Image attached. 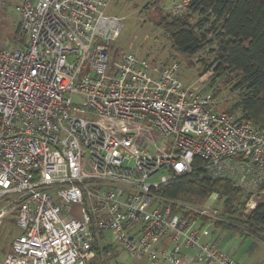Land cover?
I'll list each match as a JSON object with an SVG mask.
<instances>
[{
	"label": "built area",
	"instance_id": "built-area-1",
	"mask_svg": "<svg viewBox=\"0 0 264 264\" xmlns=\"http://www.w3.org/2000/svg\"><path fill=\"white\" fill-rule=\"evenodd\" d=\"M111 2L16 7L18 45H0V224L11 216L17 234L0 264H90L107 231L152 264H239L204 240L217 211L170 201L158 186L197 157L212 177L258 194L264 132L185 86L176 62L157 66L129 51L112 61L122 18L105 13ZM161 170L169 175L157 183Z\"/></svg>",
	"mask_w": 264,
	"mask_h": 264
},
{
	"label": "trees",
	"instance_id": "trees-1",
	"mask_svg": "<svg viewBox=\"0 0 264 264\" xmlns=\"http://www.w3.org/2000/svg\"><path fill=\"white\" fill-rule=\"evenodd\" d=\"M151 1L159 4L164 0ZM169 16V20L160 24L169 35L172 48L187 57L204 53L206 56L199 55L197 59L203 68L201 76L211 70L212 80L231 79L226 82L230 81L237 100L230 108L217 109L232 115L238 111L236 118L250 121L264 132V0H191L181 16ZM17 35L18 24L12 38L15 42ZM259 192H263V199L245 214L239 204L242 206L250 195H243L225 178L212 177L205 161L197 157L190 172L158 186V193L163 197L192 207L202 206L215 194L221 200L224 218L217 219L211 228L242 229L252 233L249 235H255L256 231L264 233V180ZM170 206L173 212L180 211L188 219L196 217L176 204L170 203ZM7 218L15 227V220ZM203 219L199 218L202 224L207 218Z\"/></svg>",
	"mask_w": 264,
	"mask_h": 264
},
{
	"label": "rangeland",
	"instance_id": "rangeland-1",
	"mask_svg": "<svg viewBox=\"0 0 264 264\" xmlns=\"http://www.w3.org/2000/svg\"><path fill=\"white\" fill-rule=\"evenodd\" d=\"M23 0H0V45H18L12 40L17 28L18 12L16 7L21 4ZM179 0H164L159 4L152 3L151 0H112V2L106 7L105 13L122 18V28L117 39L110 46V55L112 61H116L119 54L122 52H133L139 56H142L154 64L165 66L172 62H176L179 65L178 76L182 80L185 86L192 87L206 96H209L216 108H230L237 100V94L229 85L231 79L228 77L224 81L212 80V71H208L201 76L203 68L198 64V56L204 53L195 54L192 57H187L178 51H175L171 46L170 37L162 28L161 22L163 20H169V8L173 2ZM17 40L20 37L17 35ZM226 80H230L226 82ZM239 112H234V115L238 116ZM160 140L157 144H160ZM152 148V146L150 147ZM85 168L88 167L86 159L84 160ZM166 171H159L153 178V181L160 183L168 178ZM263 199V192L249 197L244 204L239 207L245 214L249 213L253 207ZM190 206L188 204L180 203ZM235 203V202H234ZM237 204V202H236ZM206 206L210 211H217L216 215L219 220L223 217V208L221 200L217 197L214 199L208 198L206 202L201 205H194L195 208H201ZM196 216V214H194ZM11 217V216H10ZM204 218V217H203ZM8 219V218H7ZM6 220V219H5ZM206 220V219H203ZM211 232L213 228L209 227ZM228 232H232L233 235L229 239L227 246L222 250L228 251L230 248L236 249L240 254L250 255L252 248L253 237L249 236L247 230H223V232H215L214 237L221 233L220 239L227 236ZM16 229L9 221H3L0 224V261L5 258L10 250L11 242L16 235ZM213 235V234H211ZM256 238L264 240V233L256 231ZM99 248H98V247ZM258 251H262L263 244L257 245ZM103 248H107V251H103ZM90 264H152L142 258L130 257L121 246L114 242L111 232H105V236L102 241L93 244L91 249Z\"/></svg>",
	"mask_w": 264,
	"mask_h": 264
},
{
	"label": "crops",
	"instance_id": "crops-1",
	"mask_svg": "<svg viewBox=\"0 0 264 264\" xmlns=\"http://www.w3.org/2000/svg\"><path fill=\"white\" fill-rule=\"evenodd\" d=\"M217 231L221 233L223 232V230L221 229L213 228L211 232L209 231L208 235L204 238V240L206 242L211 243L212 245L219 248L220 250H223L227 246V243L229 239L231 238V236L233 235V233L228 232L227 236L220 239L221 233H219L216 237H214V233ZM249 234H252V233H249ZM249 236L254 238L252 242V248L256 246L255 249L251 251L249 256L246 254H240L236 249H234V247L232 249L230 248L228 251H226V253L231 255L239 264H264V248L262 251L261 250L258 252L256 251L258 249L257 247L258 244L264 245V240L257 239L254 234L249 235ZM158 264H164V263L161 262ZM184 264H199V263H194L187 257Z\"/></svg>",
	"mask_w": 264,
	"mask_h": 264
}]
</instances>
